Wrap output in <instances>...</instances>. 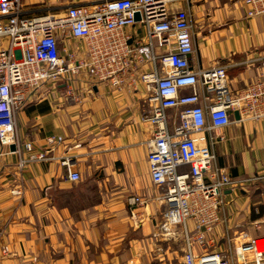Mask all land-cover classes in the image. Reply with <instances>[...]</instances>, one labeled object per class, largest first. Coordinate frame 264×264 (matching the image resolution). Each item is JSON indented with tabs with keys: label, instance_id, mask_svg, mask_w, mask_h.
Here are the masks:
<instances>
[{
	"label": "crops",
	"instance_id": "crops-1",
	"mask_svg": "<svg viewBox=\"0 0 264 264\" xmlns=\"http://www.w3.org/2000/svg\"><path fill=\"white\" fill-rule=\"evenodd\" d=\"M101 1L21 0V16L61 18L71 6ZM193 9L192 69L225 66L234 92L260 81L262 19L245 18L241 0H203ZM5 46L6 40H0V48ZM58 46L63 53L84 55L82 44L67 32L58 36ZM67 89L63 81L42 85L15 115L20 142L31 143L33 153L44 152L47 160L21 172L15 155L0 161V246L8 250L0 264H182L183 235H164L156 200L160 190L149 175L147 141L153 129L143 118L153 103L145 98L144 86L137 82L134 89L116 92L83 72L72 83L70 96ZM176 113L168 111L169 127L177 122ZM204 137L207 144L215 139L214 164L230 178L264 176V117L245 118ZM65 158L79 173L78 182L65 180ZM263 186L264 181L252 182L224 192L221 222L206 236L215 241L209 249L227 248L224 242H235L241 234L264 236ZM15 187L22 189L21 198L10 195ZM130 196L145 200L133 208L134 219ZM187 226L191 249L199 255L203 250L194 242L192 221Z\"/></svg>",
	"mask_w": 264,
	"mask_h": 264
},
{
	"label": "built area",
	"instance_id": "built-area-1",
	"mask_svg": "<svg viewBox=\"0 0 264 264\" xmlns=\"http://www.w3.org/2000/svg\"><path fill=\"white\" fill-rule=\"evenodd\" d=\"M195 1L102 0L94 6H71L61 18H26L21 16V0H0V40H6L0 48V161L15 155L21 172L33 162L47 160L46 153H33L31 143L20 142L15 124V115L29 94L42 85L63 81L70 96L72 83L83 72L116 92L134 89L139 82L145 98L153 103L143 121L153 129L147 141V163L151 181L160 190L156 200L162 208V231L171 238L182 233V264H264V236L241 234L235 242H224L227 248L209 249L215 241L206 236L221 222L224 192L262 182L264 176L230 178L214 164L215 139L211 137L207 144L204 137L235 123L234 112L238 123L264 117V56L258 60L260 81L238 92L229 87L225 66L192 69L195 32L190 5ZM241 1L245 18H260L264 25V0ZM65 32L82 44L83 57L59 48L58 36ZM169 110H177L172 127ZM61 165L67 182L80 180L72 161L65 158ZM10 195L21 198L23 191L15 187ZM127 203L134 219L133 208L143 206L145 200L130 196ZM188 221L196 233L194 242L203 250L199 255L191 249ZM7 255L6 247L0 246V260Z\"/></svg>",
	"mask_w": 264,
	"mask_h": 264
},
{
	"label": "water",
	"instance_id": "water-1",
	"mask_svg": "<svg viewBox=\"0 0 264 264\" xmlns=\"http://www.w3.org/2000/svg\"><path fill=\"white\" fill-rule=\"evenodd\" d=\"M136 20H138V16L137 15H136ZM233 119H234L235 122L239 121V115H238L237 112L233 113ZM9 150H10V152H13L14 151V146L13 145L10 146ZM263 189H264V186H263Z\"/></svg>",
	"mask_w": 264,
	"mask_h": 264
},
{
	"label": "rangeland",
	"instance_id": "rangeland-1",
	"mask_svg": "<svg viewBox=\"0 0 264 264\" xmlns=\"http://www.w3.org/2000/svg\"><path fill=\"white\" fill-rule=\"evenodd\" d=\"M201 1H203V0H197V1H195V2H192L191 3V5H190V7L193 9L196 5H198L199 3H201ZM224 1V0H223ZM234 1H237V0H234ZM193 10H195V9H193ZM254 68V70H255V67H253ZM263 222H264V219H263ZM263 226H264V224H262ZM261 226V225H260ZM230 257H233V255H231ZM249 258H251V256H248ZM239 260L241 259V257H239L238 258ZM235 260H236V257H235Z\"/></svg>",
	"mask_w": 264,
	"mask_h": 264
}]
</instances>
